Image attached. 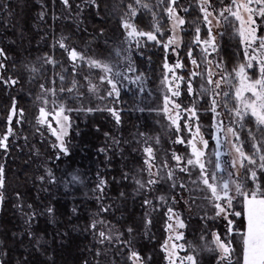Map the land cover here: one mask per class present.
<instances>
[{
	"label": "trees",
	"instance_id": "16d2710c",
	"mask_svg": "<svg viewBox=\"0 0 264 264\" xmlns=\"http://www.w3.org/2000/svg\"><path fill=\"white\" fill-rule=\"evenodd\" d=\"M184 2L188 7L183 14L186 23L181 30V49L178 54L183 64L179 69L182 80L178 102L183 108L187 105L195 106L200 128L209 137L211 112L207 94L199 89V96L190 95L187 90V82L191 78L187 52L191 48L192 57L199 59L197 46L193 44L196 28H200L201 39L206 37L207 30L197 0ZM138 4L139 9L132 17V23L139 30L152 31L155 21L158 22L164 16L167 0H139ZM133 7H136L135 0H95V3L90 0H68L67 5L62 0H0V49L4 51L1 63L5 65L1 68V76L16 81L5 84L0 80V137L5 133L6 118L13 101L15 108L22 113L19 124L13 125L14 133L17 137L23 136L15 144L0 148V165L4 167L0 198L1 264H62L58 256L51 259L48 254L56 250L57 246L63 249L62 241L70 237L85 236V227L95 214L117 225L122 232V241H126L118 245L108 244L115 259L113 264H128V246L136 249L145 264H163L159 241L166 206L156 200V195H165L168 200L173 190L166 184L156 186L149 216L151 234L148 233L144 241L140 236L145 227L144 218L133 215L130 221V216L123 217L127 216V212L122 211L125 208L135 209L129 205L130 202L140 205L139 213L145 208L142 200L148 194H145L144 187L136 183L138 176L142 181L145 180L140 137L148 133L150 137L158 138L160 144L155 147H160L157 151L160 152L161 168L163 160L172 163L170 153L166 152L171 148L167 138L173 137L175 131L168 129L164 120L165 129L159 131L152 108L142 103L144 110L137 111L133 107L135 96L127 92L121 93L119 123L101 110L83 111L82 114L75 110L78 98L68 89L74 80L81 81L79 74L81 71L86 72V66L81 64L78 68L73 67L66 51L55 43L66 37L64 43L69 48L86 51L97 57L111 58L116 48L119 47V51L122 49L120 18ZM40 11L42 16L39 15ZM229 21L223 22L219 36V54L227 73L244 62L235 32V21L230 18ZM159 22L161 28H164L165 24ZM145 47L143 56L134 55L133 58L137 72L145 75L147 85L155 96L146 93L144 102L146 97L154 102L158 94L153 91V87L162 80L165 54L156 43H146ZM49 57L55 63H47ZM250 72L254 79L255 71ZM192 81L196 82L197 78L193 77ZM42 84L44 88L53 89L54 99L62 100L64 108H71L69 115L72 124L67 142L68 153L65 155L56 156L51 146L52 137L36 123L39 97L43 93ZM237 130L239 143L243 144L245 153L256 161L254 167L258 181L264 185V171L259 168V156L262 153H255L252 147L253 143L258 147L264 145V135L254 119L249 117L245 118L243 127L239 126ZM249 131L255 139L248 135ZM153 132L158 134L151 136ZM112 140H116L115 145H111ZM172 145L175 151H185L180 144ZM244 164L247 167L242 168L240 183L250 189L254 187L247 170L250 165L247 160ZM46 171L53 175L51 182ZM73 172L81 174L85 183L81 187L70 186L67 191L63 180L67 182ZM160 174L167 180L163 170ZM98 176L105 181L101 193L95 186ZM49 209L52 211L49 212ZM121 212L122 215H119ZM185 221L192 228L193 236L200 234L201 227L195 224V218ZM207 224V234L210 228L223 232L219 223L209 221ZM133 233L137 239L135 242L129 240ZM38 235L44 242L36 245L33 240ZM54 241L57 243L54 244ZM85 241L90 244L87 239ZM45 242L50 247L45 246ZM88 253H93V250H87L81 256L80 263ZM216 256L215 251L206 258L201 256L199 264H215Z\"/></svg>",
	"mask_w": 264,
	"mask_h": 264
},
{
	"label": "rangeland",
	"instance_id": "374dc122",
	"mask_svg": "<svg viewBox=\"0 0 264 264\" xmlns=\"http://www.w3.org/2000/svg\"><path fill=\"white\" fill-rule=\"evenodd\" d=\"M63 1V0H62ZM162 0H160L161 2ZM182 1L185 0H177V3L173 5L176 8L177 15L180 17H183L184 9H187L188 4L182 3ZM136 2V7L130 8L128 10V13L120 18L119 24L123 30V38H122V49L119 51V47L116 48L114 55L110 58L108 57H97L93 54H90L86 51H79L84 56L83 60H77L75 62V67L78 68L81 64H85L86 66V72L81 71V81L76 82L73 84L71 83L70 88L72 89V95L76 96L78 98V101L76 100L77 108H74L78 112L82 114L83 111H86L87 109H93V110H101L106 113H109L111 118H113L116 121V118L109 112L107 109L112 108L117 111L119 114L120 107H121V93L127 92L130 95H134L133 98L135 100L133 107H136L137 111H142L144 108H142L143 105H149L156 116H155V122L157 123L160 129H165V125L162 120L166 123V126L171 131H175V134L173 137L169 138L168 136V142L171 146L170 149H168V153H170V158L172 163H168L166 160H163L162 167L160 168V152L157 151L160 147H155L156 145H159L160 142L157 137L152 138L150 137L148 133H144L147 135H142L140 137V150L143 154V175L145 176V180L142 181L140 179V176H138L140 181V186L144 187L146 192V197H144V200H142V204L145 206L144 210L139 213L140 205L138 203L130 202L129 205H133L135 209L131 210L130 208L123 209L122 212L126 211L127 216L123 215L124 218H127L130 216V221L132 220V216L135 215V217L138 215V218H144V225L145 227L142 229L140 236H142V241L147 239L148 233L151 234L150 231V214L152 213V195L155 193V188L158 184H166L171 190H173V193L170 194L168 197V200L166 199L165 195H156V200L162 201L164 203L165 211H164V220L161 224V239L159 244V249L162 255V261L163 264H169L168 255L169 252L172 251V245L173 244H183L185 247L183 249L176 248V264H180V258L184 257L188 254L196 255L197 260L203 256L204 258L211 255V252L207 251V248H215V244L213 243L212 233L217 232L221 235L222 238L226 239V221L223 220L220 217H216L215 215V208L213 204V198L211 191L207 189V187L202 183V180L199 179L200 177V169L198 165H189L187 163L188 159H195L192 152V144H189V141H192L196 147L204 152V156L201 158L205 162V168L206 173L211 174L212 172L216 173L217 176V182H222L223 180H232L240 182V176L242 168H240L239 162H237L236 167L234 168L232 166L233 159H238L236 156V153L234 149L232 148V143L240 144L239 141L235 140V138L227 132V129L229 127H232L237 131L239 134L237 128H239V123L237 121L239 120L238 117L235 116L233 109L236 107H240L241 110H243V105L239 103L236 99L235 90L238 86V78L235 76V72L233 70L230 71V73H227L226 69L223 67L224 63L221 60L220 54H219V36L222 31L223 26V18L219 16V12L221 9L227 7L231 4V0H210L211 6L208 7V11L212 12V16L209 17V20L211 23H207L204 20V13L201 12L203 22L205 24V28L207 30V35L204 38H200L201 43H197V50L199 53V59H195L192 57L191 59H195L197 61L196 65H193L190 60L191 64V73L197 72L200 73L199 75L192 76L190 74V79L187 82V90L188 85L191 83L193 88V93L190 95H198L199 96V89L204 90L208 97V104L209 109L212 107V100L215 99L217 102L216 107V113H219V115L214 114L211 112V122H210V129L209 130V137L206 136V134L203 132V130L200 128V125L197 121V116L192 117L190 113L184 111L186 108H192V105H187L186 107H180L179 109H176L174 107L175 104H180L178 102L179 96H174L173 92L180 90L181 80L182 76L179 73V69L176 67L177 63H180V60L178 59V54L181 49V30L183 28V25H181L179 28L176 29V36L178 37V47L177 45H170L169 49L165 50L163 48V43L167 42L170 36L173 35V23L174 21L170 20L168 17L167 12L165 11L168 6L170 0H167V7L164 9V16L159 19V21L162 22V24H165L164 28H161L160 22L155 21L153 25V30L151 32H154L156 35L160 34V37L157 39L161 41L160 45L163 49V52L165 54L164 60L162 62L163 72H162V80H159L157 82V86L155 85L153 87V91H155L158 95L156 96L154 102L146 97V93L150 94L152 97H155L153 92L150 91L147 82L146 77L144 74L137 72L135 64H134V55H137L139 57L143 56V51L146 49L145 44L146 43H155L153 41H148L146 36H136L132 35L129 36L128 32L131 31V29H125L122 24L123 21H128L129 23H132V15L131 12L135 10V12L139 9V4ZM197 3L199 5V9L201 8L202 0H197ZM66 5V4H65ZM253 7H256V5H253ZM123 14V13H122ZM39 15L42 16V12H39ZM233 21H235L236 28L239 27V22L235 20L234 17H229ZM257 20V35L264 37V23H261V20L259 17H255ZM134 25V24H133ZM159 28L160 31L156 32V28ZM136 28V27H135ZM137 29V28H136ZM142 32H149V31H143ZM209 31H211L212 36L216 38V51H213L211 46L207 47V51H204V48L206 47L202 42L207 40L209 38ZM238 35V34H237ZM239 38V36H238ZM195 39V37H194ZM193 39V40H194ZM240 41V39H239ZM60 41H56L55 43L60 46ZM258 44L259 41H256L253 43L252 47L248 49V52L250 55H256L259 56V50H258ZM241 50L244 55V63H247V59L245 57V45L241 44ZM71 49V48H69ZM175 49V51H173ZM256 49L257 51H254ZM189 52V51H188ZM187 52V54H188ZM67 57L68 56V52ZM1 57L0 55V63H1ZM189 57V56H188ZM96 59L102 62L109 63L113 67V71H120L124 73L128 79H124L123 77L118 78L119 79V96H117L115 93H113L111 96L108 95V93L111 91V85L107 84L106 81L102 82L100 80L101 75H105V73L102 72L100 68L91 67L88 63V59ZM70 63L73 65V62L69 59ZM209 61L211 63H209ZM167 63L168 68H165V64ZM255 64V61H253ZM217 65H220V67H217ZM129 66H131L134 71H128ZM226 71H225V70ZM211 70L213 73L212 79L213 80H220L222 77H225L224 81L221 83V86L219 89L215 88V85L208 84V72ZM250 70L252 69H246L248 72V75L253 79ZM231 74V75H229ZM259 76L258 72V65L256 66L255 70V77L254 79H257ZM137 77H140V79H137ZM196 77L197 81H192V78ZM0 80L5 84H12L13 79H7L3 78L1 76V68H0ZM7 81V83L5 82ZM134 81V82H133ZM161 82V84H160ZM90 84L96 85L95 91H90L89 86ZM195 86V87H194ZM69 88V89H70ZM44 88L42 89V94L40 98V103L38 106V111L36 115V123L37 125L43 129L48 135L52 137V143L51 146L54 148L56 152V156L59 154L65 155L68 153V146L67 142L69 140L68 135L69 131L71 129L72 124V118L69 115L68 109L71 108H65V111L63 112V116H67L69 119L68 121H63L62 117L60 118L61 123H57L56 118V112L59 111L60 106L64 105V102L62 100L57 101L54 99V96L52 95V91H46ZM51 89V88H50ZM53 90V89H51ZM198 90V91H197ZM69 92V91H68ZM214 92L219 93L218 95H214ZM224 93H228L227 96L224 95ZM245 97H248L250 93H245ZM165 96L169 98V103L167 105L168 112L164 111L165 108ZM47 101L45 103L44 101ZM143 103V105H141ZM181 105V104H180ZM45 108L46 112H49L50 115L46 117V120L48 123L40 124L38 122L40 117V108ZM64 107V106H63ZM177 113H179V119L177 120V124H173L172 120L169 119V117L175 118L177 116ZM21 111L17 110L16 108L13 110V105L11 106L7 118H6V130L5 133L0 137L3 138L7 136V140L5 141L7 145L9 144H15L18 139H22L23 136L17 137V135L14 133L13 125L19 124L17 121L20 122L21 120ZM9 116H11V120H9ZM215 117V119H214ZM254 119V118H253ZM255 121V120H254ZM49 123L51 124V128L49 127ZM61 124H63L67 128V134L63 136L62 141L57 139V135L60 134L61 131ZM161 125V126H160ZM177 125H179V129L177 128ZM197 126L200 128V135H195ZM11 128L12 132L9 133L8 129ZM52 129L56 130L57 135H53ZM158 132H153L152 135H156ZM200 136L203 137L204 140H207L209 142L210 147H205L203 143L200 141ZM180 139L183 140V143H176V141ZM61 142L64 143L65 147L67 148V152L61 151L59 145ZM116 140H112L111 145H115ZM172 144H180L184 146L185 151H175L173 150ZM152 147L153 148V156L150 157L145 151V147ZM219 152V160L221 161V169L216 170L215 168V161L217 159L215 153ZM180 156L181 159L179 161L175 160L173 158V155ZM211 161L212 163H209ZM250 168L255 170L254 164L250 165ZM181 169H187L186 171H181ZM164 172V176L167 180H165L160 174V171ZM172 172L173 176L170 179L168 176V173ZM47 175L49 176L50 182L52 181L53 176L51 173L46 171ZM229 173H231V177H229ZM75 177V179H73ZM103 180L98 176L96 179V189L99 193H101V190L104 186V184L98 188L97 185L100 183V181ZM153 180L156 181L154 184H149L148 181ZM193 181H196V183H193ZM211 182V181H210ZM85 183L84 178L81 176V174L77 172L71 173L69 180L65 182L63 180V184L66 186V190L68 191L70 189V186H77L81 187ZM183 185V187H182ZM234 187V186H233ZM88 194H91L89 192H86ZM151 193V195H149ZM230 194L234 195V192H231ZM89 196V195H88ZM0 198H1V188H0ZM163 198V199H161ZM150 201V203L145 204V201ZM172 208L173 213L169 214L168 209ZM137 210V211H136ZM122 212L119 213V215H122ZM64 216V214H62ZM172 215L173 218L170 219L169 216ZM178 215L179 219L184 222L185 227L179 228L176 226V219L175 216ZM65 217V216H64ZM195 218L197 222L195 224L200 225L201 232L200 234H197L196 236H193L192 228L188 227L186 219ZM198 218V219H197ZM209 221H215L220 224V226L223 228V232H219L216 228L209 229V233H206L205 227H208L207 222ZM93 223H95V227H93ZM171 224L173 225L172 229H168L167 225ZM127 226V225H125ZM128 228V227H127ZM28 231V230H27ZM104 232L105 237H110V239H105L100 237L99 233ZM182 232L184 234V238L181 240H176L175 235L177 233ZM31 235V234H30ZM204 237L202 240L201 237ZM81 237V238H79ZM89 241L90 244H88L85 239ZM104 239V243L101 244L100 240ZM128 240V239H126ZM129 240H132V242H135L136 235L133 233ZM57 241V240H56ZM54 241V244L57 243ZM167 241V249L165 250L163 245H165V242ZM33 242L37 244L44 242V240L41 238L40 235L37 236L33 240ZM64 244L62 245L63 249H61L60 246H57V249L54 251H51L48 254V257L51 259H56L58 256V260L62 261V264H113L115 263V259L112 256V253L110 251V248L108 244L118 245L121 243H126V241H122V232L118 228L117 225H114V223L99 217L98 215L92 216L90 219L88 225L85 227V236H74L68 238V240L62 241ZM45 246L50 247V244L48 242H45ZM92 245H95L92 247ZM88 248V249H87ZM204 248V249H203ZM93 250V253H88L87 257L80 263V258L83 254H85L88 250V252ZM99 250L100 255L97 256V251ZM128 252L126 254L128 264H133L132 260H129V256L131 251H136L135 248L132 246H128ZM137 252V251H136ZM217 253L215 264H219L217 257L220 255L219 251H215ZM61 253V255H60ZM140 255V254H139ZM3 257V248L2 243L0 242V264ZM141 258V264H145L144 260ZM223 264H227V261H224Z\"/></svg>",
	"mask_w": 264,
	"mask_h": 264
},
{
	"label": "snow or ice",
	"instance_id": "6c2138e0",
	"mask_svg": "<svg viewBox=\"0 0 264 264\" xmlns=\"http://www.w3.org/2000/svg\"><path fill=\"white\" fill-rule=\"evenodd\" d=\"M90 2L95 3V0H90ZM64 4H68V0H63ZM137 3H139V0H137ZM177 3V0H170L168 8L165 10L168 14V17L170 20L174 21L173 23V35L169 37L167 42L163 43V48L165 50L169 49L170 45H178V37L176 36V29L179 28L181 25H184L186 21L177 15L176 8L173 6ZM253 5H256V7H253ZM211 6L210 0H202L200 11L204 13V20L207 23H211L209 20V17L212 16V12L208 11V7ZM131 7V5H129ZM145 8H147V5H144ZM4 8H7V5L4 6ZM184 11H187V9H184ZM132 16L136 15L135 10L131 12ZM219 16L223 18L224 21L229 22V17H234L236 21L239 22V27L235 29L236 34H238L240 43L245 45V57L247 59V63L240 64L237 66V68L233 69L235 72V76L238 78V86L235 90V95L237 101H239L240 104L243 105V110L238 106L232 111H234L235 116L239 118L237 123H239V126L243 127V122L245 121L246 117L254 118L255 123L260 127V132L262 135H264V37L257 35V20L255 17H259L261 20V23H264V0H231V4L227 7L223 8L219 12ZM122 26L125 29H131V31L128 32L129 36L136 35V36H146L148 41H153L156 44H161V41L157 39V35L154 32H142L138 31L135 26L128 21H123ZM160 29L157 27L156 32H159ZM67 39L62 38V40L59 42L60 47L64 49L66 52H68L69 59L73 62V67H75V62L79 60H83L84 56L79 53L75 48L69 49V46L64 43V40ZM256 41H259L258 44V50H259V56L256 55H250L248 52V49L252 47L253 43ZM201 43L200 41V28H196V36L193 40V44ZM206 47L204 48V51H207V47L211 46L213 51H216V38L212 36L211 31H209V38L202 42ZM175 51V49H173ZM254 51H257L254 49ZM0 55H4L3 49H0ZM188 56L191 59L192 58V49H189ZM255 61V64L253 63ZM47 63H55V61L52 60V58H48ZM191 62L193 65L197 64V61L195 59H191ZM88 63L91 67L100 68L105 75L100 76V80L102 82L106 81L107 84L111 85V91L108 93L109 96H111L113 93H115L117 96H119V79L120 77H123L124 79H128V77L120 72V71H113V67L106 62H102L96 59L89 58ZM209 63H211L209 61ZM258 65V72L259 76L257 79H252L249 75L246 69H252L256 70V66ZM5 67L3 63H0V68ZM177 68L183 67V64L177 63ZM217 67H220V65H217ZM165 68H168L167 63L165 64ZM128 71H134V69L129 66ZM200 73L193 72L191 73L192 76L199 75ZM213 73L211 70L208 72V84L215 85L216 89H219L221 86V83L226 79L225 77H222L220 80H213L212 79ZM231 75V74H229ZM61 79L63 80L64 77L61 76ZM137 79H140V77H137ZM7 83V81H5ZM134 82V81H133ZM12 83H16V81H12ZM75 80L73 81V84H75ZM41 88L44 89V85H41ZM90 91L96 90V85L90 84L89 86ZM46 91H52L51 89H46ZM61 92L64 91L63 88L60 89ZM69 92L72 91V89H68ZM188 92L189 94L193 93V88L191 83L188 85ZM245 93H250L248 97H245ZM55 94V93H53ZM219 93L214 92V95H218ZM174 96H179L180 92L177 90L173 92ZM225 96L228 95V93H224ZM47 103V101H44ZM169 98L165 96V108L164 111L168 112V105ZM174 107L176 109H179L181 106L180 104H175ZM216 107L217 102L215 99L212 100V107L211 112H213L216 115H219V113H216ZM15 109V101H13V110ZM40 117L38 122L40 124L48 123L46 120V117L50 115L49 112H46L45 108H40ZM65 111V108L63 105L60 106V109L58 112H56V118L57 123H61L60 118L62 117L63 121H68L67 116H63V112ZM68 111H71V109H68ZM86 111H93V109H87ZM115 118L116 122H120V116L117 113L116 110L109 108L107 109ZM184 111L190 113L192 117H195L197 115L195 106L192 108H186ZM169 119L172 120L173 124H177V120L179 119V113H177V116L175 118L169 117ZM215 119V117H214ZM9 120H11V116H9ZM19 123V121H17ZM49 127L51 128V124L49 123ZM177 128L179 129V125H177ZM53 135H57L56 130L52 129ZM8 132L11 133L12 129L9 128ZM227 132L230 133L235 140H240V135L237 133L235 129L232 127H229L227 129ZM67 134V128L61 124V131L60 134L57 135V139L62 141L63 136ZM107 135V133H106ZM195 135H200V128L197 126ZM249 136H252L253 139L255 137L253 136L252 132L249 131ZM7 136L0 138V148H7L6 141ZM201 143L204 144L205 147L208 145V141L204 140L202 136H200ZM159 142V141H157ZM183 140L178 139L176 143H183ZM189 144H192V152L195 159H188L187 163L189 165H198L200 169V177L199 179L202 180V183L207 187L208 190L211 191L212 198H213V204L215 208V215L216 217H220L223 220L226 221V235L228 239H224L221 237L220 234L217 232L212 233L213 243L215 244V248H207L206 250L209 252L218 250L220 255L217 257L219 264H223L224 261H227V264H264V185L259 183L257 172L251 168H248V172L250 173L249 179L254 184V187L247 188L245 184L232 181L230 179L223 180L222 182H217V176L215 172H212L210 175L206 173L205 168V162L201 159L204 156V152L199 150L196 145L189 141ZM232 148L234 149L236 156L238 159H233L232 166L235 168L237 165V162H239L240 168H246L247 166L244 164V161L247 160L249 165L255 164L256 161L252 158V156L247 155L244 151L243 144H237L232 143ZM61 151L67 152V148L65 147L64 143L61 142L59 145ZM252 147L255 149V153H262L259 156V168L261 171H264V145L258 147L256 143H253ZM144 151L150 156H153V148L148 146L144 148ZM253 153V155H255ZM217 159L215 161V168L216 170H220L222 165L221 161L219 160L220 153H215ZM173 158L177 161L181 159L180 156L173 155ZM209 163H212L209 161ZM187 169H181V171H186ZM4 167L3 165H0V188L3 187L4 184ZM231 173H229V177H231ZM169 178L171 179L173 176L172 172L168 173ZM41 179H43L41 177ZM75 179V177L73 178ZM211 181V182H210ZM105 181L101 180L100 183L97 185L98 188H100ZM137 184H140V181H136ZM149 184H154L156 181L149 180ZM193 183H196V181H193ZM143 186V185H141ZM234 186V187H233ZM183 187V185H182ZM231 192H234V195L230 194ZM163 199V198H161ZM150 203V201H145V204ZM106 210V209H105ZM49 212L52 210L49 209ZM168 213L172 214L173 209L169 208ZM170 219L173 218L172 215L169 216ZM239 218V219H237ZM176 219V226L179 228H184V222L179 219V216H175ZM93 227H95V223H93ZM168 229H172L173 225L168 224ZM129 232L132 231L131 228L128 229ZM100 237L105 239H110V237H105L104 232L99 233ZM184 238V234L182 232L177 233L175 235L176 240H181ZM201 239L203 240L204 237L202 236ZM100 243H104V239L100 240ZM162 247L167 249V241L165 242V245ZM185 245L180 244H173L172 245V251L169 252L168 260L169 264H176V248L183 249ZM100 255L99 250L97 251V256ZM235 257V259H233ZM129 260L133 261V264H141V258L138 252L131 251ZM180 264H199V261L197 260L196 255L188 254L184 257L180 258Z\"/></svg>",
	"mask_w": 264,
	"mask_h": 264
}]
</instances>
